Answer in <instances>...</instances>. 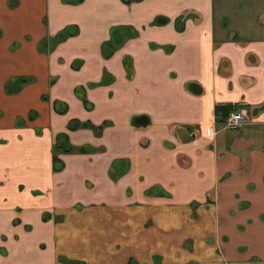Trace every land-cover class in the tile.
Wrapping results in <instances>:
<instances>
[{
    "label": "crops",
    "instance_id": "1",
    "mask_svg": "<svg viewBox=\"0 0 264 264\" xmlns=\"http://www.w3.org/2000/svg\"><path fill=\"white\" fill-rule=\"evenodd\" d=\"M43 16L49 86L5 95L35 72ZM68 27L59 45L74 52L51 63ZM83 72L108 77L87 104L70 85L69 113L58 86ZM0 77V264H264V0H0ZM217 107L245 123L223 130ZM72 120L105 126L69 131ZM61 134L90 151L59 153L54 171Z\"/></svg>",
    "mask_w": 264,
    "mask_h": 264
},
{
    "label": "rangeland",
    "instance_id": "2",
    "mask_svg": "<svg viewBox=\"0 0 264 264\" xmlns=\"http://www.w3.org/2000/svg\"><path fill=\"white\" fill-rule=\"evenodd\" d=\"M37 23L41 24V27H40L41 30L39 28H37V34H38V30H39V32L42 33V40L40 41V45L38 43V49H37L38 57L37 56H36L37 58L32 57L31 54H29V52L26 53L27 54L26 58H30V57H32V58H30L26 61V68H25L26 72L27 71H35V72L33 73V75L32 74L27 75L30 77H22V76L13 77L12 79H10V82L8 81L6 84L4 83L5 84V85L3 84L4 90H6L5 95L13 94L14 88L18 87L19 85H22L23 83L32 84L31 86L34 89V92H37V93H39L40 90H43L45 93V89H47V86H49L48 85L49 82H48V79L46 77L47 62L45 59L46 54L49 51V50L45 49L47 40H50L47 38V27H49V25H48L49 22L47 21V18L43 16L42 21H40L39 18L37 19ZM72 32H73L72 27H68L67 29L60 31L57 35H55L51 38V46L49 47V49L51 48V50L49 52V55L52 58L51 63L57 57H59L62 60V62H67V60H68L67 58L69 57V55L74 52L73 48H71L69 46V43H66L65 45H62L60 47V45H61L60 43L66 41L71 35H74ZM80 32H81V37H84V38L87 37L89 39H93V37L89 34V32L86 29L82 28V31L80 30ZM61 36H64V37H62V40H60ZM111 36H112V38L110 39V41L106 42L102 47L103 58H105L104 56L106 55L105 54L106 49L108 50V44L110 42H111L110 43L111 45L116 46L115 34L112 33ZM17 45L15 44V46H13V48L16 47ZM39 49H41V50H39ZM12 51H14V49H12ZM79 51H80V53H83L84 56H87L86 55V52H87L86 48L81 49ZM40 53L44 54V56L42 58L39 57V55H41ZM70 61H72L73 62L72 64L75 65L76 63L78 64V63L85 62V59L82 57H76L75 59L70 60ZM76 67H77V65L75 66V68ZM51 68H54V63H53V65H51ZM62 79L64 81L59 84L58 90H57L58 95L60 96V98H62V99H60L59 102L67 103L68 106L70 107L69 113H75V114L77 113V110L74 108V105H73L74 100L72 99L74 94L72 93V90L66 91V89L68 87H70V85L73 86V84L75 83V85H74L75 89L74 90L76 91L77 95H78V91H80L82 96H84L87 94L88 90H93L97 87H100L105 81L104 79L101 81V78L98 81L91 79V76L86 72H83L82 74H77V75H75V77L62 76ZM84 79H87L86 83H85ZM5 80H6L5 77H0V100L4 96V94L1 92V87H2V82H4ZM23 80H27L28 82H25ZM53 80H55V79H53ZM32 90L31 89L27 90L25 100H26V105L31 106V108H32L31 121H34L35 116H33V115H35L36 109L33 106L36 104V101H35L36 99H34V93ZM21 91H18V92L20 93ZM96 115L101 116L100 114H96ZM243 133H244V130H241L240 134L242 135ZM241 135H240L239 139L242 140V142L247 140L246 137H241ZM69 144H70V141H69Z\"/></svg>",
    "mask_w": 264,
    "mask_h": 264
},
{
    "label": "trees",
    "instance_id": "3",
    "mask_svg": "<svg viewBox=\"0 0 264 264\" xmlns=\"http://www.w3.org/2000/svg\"><path fill=\"white\" fill-rule=\"evenodd\" d=\"M66 1L67 3H72V4H78V3H81L83 0H64ZM135 1H138V0H135ZM62 37L64 36H61V39L62 40ZM119 44L116 43V46L114 45H111L112 48L109 49L108 47V50L106 49V55L104 56L105 58L109 57L112 55L113 53V50L118 46ZM130 65H128L127 68H129ZM108 76L104 77L103 79L105 80V78H107ZM106 82V81H104ZM200 89V88H199ZM78 91V90H77ZM199 92L201 93V90H199ZM78 96L80 97V99H82V102L84 104H87L86 101H85V98L84 96H82L81 92L78 91ZM234 111V109L232 107H217L215 112L216 114L219 116V119H218V123H221L223 118L225 116H227L230 112ZM61 112H65L64 111H61ZM141 118H138V117H135L132 121V126L135 127V128H142L144 126H142V124H140V120ZM146 124V123H145ZM105 126V123H103L102 125L100 126H94L88 122H79L77 120H72L68 123L67 125V129L69 131H74V130H77V129H80V128H89L91 129L95 135L99 136L103 130ZM90 150L87 148V147H81V148H74L72 147L70 144H69V139H68V136L66 134H61L57 139H56V142L53 146V157H52V163H53V169L54 171H58L62 168V162L60 161V159L58 158V154L59 153H79V154H84V153H88ZM113 170L115 172L112 171V178L114 180L117 179L118 176H121L124 172H125V168L122 167V168H117L115 169V167L113 168ZM153 192V191H152ZM151 192V193H152Z\"/></svg>",
    "mask_w": 264,
    "mask_h": 264
},
{
    "label": "built area",
    "instance_id": "4",
    "mask_svg": "<svg viewBox=\"0 0 264 264\" xmlns=\"http://www.w3.org/2000/svg\"><path fill=\"white\" fill-rule=\"evenodd\" d=\"M246 121V112L244 110L232 111L225 116L220 126L225 131H237Z\"/></svg>",
    "mask_w": 264,
    "mask_h": 264
},
{
    "label": "flooded vegetation",
    "instance_id": "5",
    "mask_svg": "<svg viewBox=\"0 0 264 264\" xmlns=\"http://www.w3.org/2000/svg\"><path fill=\"white\" fill-rule=\"evenodd\" d=\"M224 261L222 260V258L220 259V263H223Z\"/></svg>",
    "mask_w": 264,
    "mask_h": 264
}]
</instances>
